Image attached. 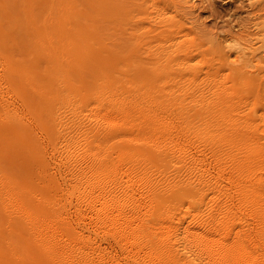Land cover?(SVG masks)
I'll return each mask as SVG.
<instances>
[{
    "label": "bare ground",
    "instance_id": "obj_1",
    "mask_svg": "<svg viewBox=\"0 0 264 264\" xmlns=\"http://www.w3.org/2000/svg\"><path fill=\"white\" fill-rule=\"evenodd\" d=\"M168 1L177 14L142 0H21L17 14L0 0V264H264L243 245L264 238V147L247 139L264 129L240 115L245 95L264 99V15L207 32L229 91L189 64L183 23L204 28L210 0ZM226 127L247 149L235 192L257 223L229 225L233 204L208 197L223 191L213 131Z\"/></svg>",
    "mask_w": 264,
    "mask_h": 264
},
{
    "label": "rangeland",
    "instance_id": "obj_2",
    "mask_svg": "<svg viewBox=\"0 0 264 264\" xmlns=\"http://www.w3.org/2000/svg\"><path fill=\"white\" fill-rule=\"evenodd\" d=\"M7 1H8L7 3L9 4L11 3V0H7ZM13 1L15 0H12V5L16 1H18L17 4L15 3L16 7L13 6L14 9L12 8L11 4H10L11 7L9 6V4H7V6L9 8H12V10L16 12L18 10H21V4H22L21 0H16L15 2ZM78 1L80 2L82 0H78ZM142 1L146 2V5L143 6L142 9L147 8V1H148V2L155 3L154 6H157V7L159 3L161 6L165 5L167 9L165 8L164 9L166 12L167 11L170 12L169 15L177 14V12H175V7H173L172 1H168L166 3L159 2L160 0H142ZM247 1L248 0H223V1L222 0H213V1L210 0L208 3H206L207 6L205 7V11L206 10L208 11H206L207 15L205 14L204 17L206 16L207 17L209 16V17L208 18L206 17L204 28L199 27L200 24L195 22L194 24L195 26H197V29H196V27H194L192 23L185 22L186 20H184V23H183L184 33L191 32L190 35H188V37L194 44H196L199 47L197 51L198 53L195 52V57L189 63L191 65H196L202 70L201 76L198 79H196L197 84L204 85L206 83H211L214 85L215 81L222 80L223 82L226 81L224 86L227 89H229V91H232L233 83L229 81L230 79L227 77V75L229 74V70L225 69L227 68V66H223V68L220 69L222 64L216 58L214 59L213 56L210 54V51L212 48H211L210 43L208 42L209 37L207 35L208 34L207 32L208 30H212V31L216 30L221 35H225L228 32L229 33L231 32L232 34H237V33L242 34L244 30L248 29L247 27H251L248 30L253 29V26H252L253 23L257 22V20L258 21L261 20L260 17L264 15V5L262 4L263 7H261L260 4H255L256 6L255 5L251 6L250 3H248L249 1L248 2ZM208 6H210V8ZM15 8L16 9L20 8V9L16 10ZM152 10L156 11L158 10V8L155 7V9H152ZM18 13L19 14L22 13V10L21 12H17V14ZM143 13L144 12H142L141 10L135 11L133 13V16L135 19L140 20L144 18V16L146 15L145 13L143 15ZM196 13L191 17H196ZM17 17H19V15H17ZM127 18H128V15L124 18V21H121L120 18L117 20H114L113 26H115L116 28L117 26L122 27V23H123L124 27H126L125 23L127 22ZM180 18H181L180 16H177L178 20ZM141 21H145V22H141V24L144 23L142 25H147V22H146L147 20L142 19ZM201 29L203 31H201ZM155 44L156 42L152 43L153 46ZM212 64H214L215 68L218 67L220 69L218 72L215 73V75H210V72L212 71V66H211ZM0 74L2 75L1 66H0ZM5 82L6 81L0 78V95L2 97L10 99L9 95H7L8 84H6ZM220 86L221 85L218 84V87ZM245 102H246V106L244 107L240 115L247 114L248 116L251 117V120L255 121L253 124H255L257 127H261L262 129H264V99H261V101H258L255 96H252L251 94L250 95L247 94L245 95ZM238 120L242 121V118L239 117ZM229 130H230L229 127L221 128V129H218L217 131L214 130L213 134L215 135V137H220L224 139L225 146L221 147L218 151L221 164L223 165V167H225V170L223 169V175L220 181L223 186V191L228 190L231 192L229 194L227 192L226 195L225 194L222 195L223 191L219 192L218 194L209 193L208 197L222 200V201H227V203L229 202L228 205L233 204V206L231 205L232 209L229 208L231 212L228 211L229 214L225 215L227 220L230 221V223L228 221L229 225L231 224V222L232 223L234 222L233 224H236V225L239 224L241 226L247 223L249 224V222L253 223V221L254 223H257L256 219L253 218V216L250 215V213L248 212L247 206L245 204L242 205L241 203L242 197H243L241 196L242 194L239 196L240 193L238 191L235 192V189H237L235 185L238 180L241 181L240 178L243 176L242 172H244V170L240 169L237 166V164L238 163L240 164L241 161L245 159L244 157L247 154V149L245 153L244 147L238 148L241 145L238 144L236 145V147H233L226 142L225 138H229L233 134ZM241 133L244 134V132H240V134ZM218 134H220L221 136H219ZM247 135H248L247 139H250L251 142L258 141L264 147V136L262 137L259 134H253L252 131L249 132ZM62 145L63 144H61L60 146ZM233 152L236 154V159H237L236 161H234L233 159L234 156H231ZM209 160L211 161L214 159L209 158ZM233 162L235 165L234 167L235 171H231V166L233 165L232 164ZM260 166H261V169L258 171L264 173V162L263 164L261 162ZM232 193H233V196H232ZM262 202L264 203V201ZM255 225L251 224V226H255ZM218 237L219 236L215 238H218ZM243 245L250 251H255L257 253L258 252L264 253V238H262L261 236H258V232H254L252 234L251 241L246 240L243 242Z\"/></svg>",
    "mask_w": 264,
    "mask_h": 264
}]
</instances>
